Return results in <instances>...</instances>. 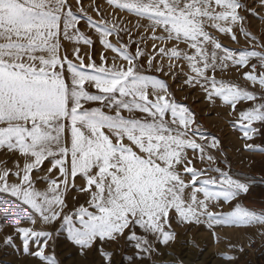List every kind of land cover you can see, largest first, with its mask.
<instances>
[{"label": "snow or ice", "instance_id": "1", "mask_svg": "<svg viewBox=\"0 0 264 264\" xmlns=\"http://www.w3.org/2000/svg\"><path fill=\"white\" fill-rule=\"evenodd\" d=\"M105 3L107 16L86 0H0V249L61 264L63 230L82 257L96 251L99 264H116L107 248L123 238L130 264H144L177 242L176 228L205 225L217 244L221 229H264V209L240 203L264 171L234 174L220 140L162 78L183 73L182 86L235 115L243 151L264 155L254 143L264 135V34L249 20L264 24V0ZM230 68L245 85L217 78ZM70 194L83 202L70 208ZM235 251L217 252L220 264H235Z\"/></svg>", "mask_w": 264, "mask_h": 264}, {"label": "rangeland", "instance_id": "2", "mask_svg": "<svg viewBox=\"0 0 264 264\" xmlns=\"http://www.w3.org/2000/svg\"><path fill=\"white\" fill-rule=\"evenodd\" d=\"M95 5H99L106 16L111 11V9L106 5L105 0H86V7ZM90 14L95 16L94 12H90ZM123 18L124 20H131L132 23H135V18L133 17L124 16ZM249 20L252 23V30L254 33L258 35L264 34V24L257 26V22L253 17H249ZM80 29L85 34L92 36L94 41L97 40L95 34L91 32L83 22L80 25ZM126 39L127 38L125 37V40ZM221 39L226 46L231 48L242 49L248 46L243 39H241L239 44L232 43L230 40L223 37ZM113 42L115 41L113 40ZM61 43L63 46L62 53L66 49L71 58L72 44L64 40H62ZM150 50L149 44V51ZM91 51L94 59L97 63H99V54L102 51V47L98 41L95 48ZM105 54L109 58L113 56L111 52H106ZM187 71V67H185L184 72ZM242 71L243 70H241V72H237L235 69L230 68L226 73H218L217 78L245 85L246 82L241 78ZM156 75L162 76V74ZM162 78L171 85V90L174 92L176 100L189 106V108L195 113L197 123L201 125V131H204L210 137L215 136L220 140V148L222 153L226 154L228 161L231 163L232 172L244 174L243 171L249 168L250 164L258 157V154H251L243 151V141L240 139L241 133L238 128L234 127L233 124L236 119L235 115L229 116V109L221 106L219 101L216 105H210L205 100L204 93L200 91L199 88H187L182 86L185 75L178 70L175 80L168 76H162ZM89 90L92 92L95 91V89ZM88 106L93 107L95 105ZM137 115L139 114L137 113ZM254 143L260 146L259 135ZM222 153L221 151H217L214 155L217 156L218 160H223L224 155ZM221 166L223 167V165ZM197 167H201V165L197 164ZM37 187L42 190L44 185L38 184ZM68 202L69 207L71 208L74 204L82 203L83 199L79 198L77 201H73L70 194ZM240 203L244 206L250 205L251 208L257 210L259 209L258 205H260L259 198H255L250 194L246 197H242ZM13 207H15V205H13ZM222 207L225 212L231 210L230 206L222 205ZM2 215L3 214L0 213V216ZM23 215H26V213ZM0 224H3V221H0ZM3 226L5 229L10 230L7 224H4ZM45 227H48L49 230L53 231L59 230L60 222L58 221L55 225ZM176 231L178 233L177 242L171 248H165L157 245L158 254H154L152 260L150 261L145 260L144 264H172L173 261H175L176 264H220L216 253L223 251L229 244L234 245L237 249V251L231 254L235 255L238 259L240 253L238 249L241 247L244 249L245 247L243 246V243H241V240H243L244 237L249 240V238L254 237V235L259 232V230H256L255 228L221 229L218 231L221 242L217 244L212 232L208 230L205 225L192 226L188 229L176 228ZM248 242L250 243V241ZM107 250L114 253L116 264H130L127 257L131 256L133 250L123 238H121L118 243H112ZM55 251L58 259L61 261V264H99L100 262V257L96 251L89 252L85 257L80 256L78 251L67 241L66 232L63 230L60 231V234L56 238ZM0 264H32V261L29 257H26L21 253H17L13 249H0Z\"/></svg>", "mask_w": 264, "mask_h": 264}, {"label": "crops", "instance_id": "3", "mask_svg": "<svg viewBox=\"0 0 264 264\" xmlns=\"http://www.w3.org/2000/svg\"><path fill=\"white\" fill-rule=\"evenodd\" d=\"M259 140H260V146L264 147V135H259ZM262 171H264V155L258 154V157L250 164L249 168L243 172L244 174L254 173L257 177H259L262 174ZM249 194L251 195V191ZM249 206L250 205H246V207H248L249 209H253L251 208V206L250 207ZM258 208H259L258 210L264 209V206L260 204L258 205ZM255 229L259 230V232L256 233L254 237L249 238V240H247V238L244 237V239L241 240V243H243V246L245 247H244V250L239 253V257L237 261L235 262V264H257V253L264 246V235L261 234L262 232H264V229L262 228H255ZM248 241H250V243ZM251 244H254L256 246L257 253H256L255 262L249 263V262L244 261V254L247 253V248Z\"/></svg>", "mask_w": 264, "mask_h": 264}, {"label": "trees", "instance_id": "4", "mask_svg": "<svg viewBox=\"0 0 264 264\" xmlns=\"http://www.w3.org/2000/svg\"><path fill=\"white\" fill-rule=\"evenodd\" d=\"M236 175L242 173L233 172ZM251 195L259 198V203L264 206V183L257 182L251 189ZM257 210V209H256ZM257 264H264V246L257 253Z\"/></svg>", "mask_w": 264, "mask_h": 264}, {"label": "built area", "instance_id": "5", "mask_svg": "<svg viewBox=\"0 0 264 264\" xmlns=\"http://www.w3.org/2000/svg\"><path fill=\"white\" fill-rule=\"evenodd\" d=\"M247 250V253L244 254V261L249 263L255 262L257 253L256 247L254 245H251Z\"/></svg>", "mask_w": 264, "mask_h": 264}, {"label": "clouds", "instance_id": "6", "mask_svg": "<svg viewBox=\"0 0 264 264\" xmlns=\"http://www.w3.org/2000/svg\"><path fill=\"white\" fill-rule=\"evenodd\" d=\"M4 210L3 209H0V213H2Z\"/></svg>", "mask_w": 264, "mask_h": 264}, {"label": "bare ground", "instance_id": "7", "mask_svg": "<svg viewBox=\"0 0 264 264\" xmlns=\"http://www.w3.org/2000/svg\"><path fill=\"white\" fill-rule=\"evenodd\" d=\"M237 231V230H236ZM232 235V234H231ZM239 235V234H238ZM236 238V237H235ZM241 239V238H240ZM212 240V239H211Z\"/></svg>", "mask_w": 264, "mask_h": 264}]
</instances>
